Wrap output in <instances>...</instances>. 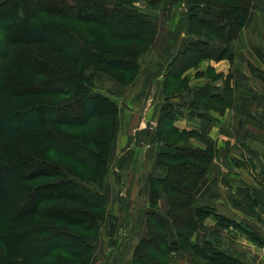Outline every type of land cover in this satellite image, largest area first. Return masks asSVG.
I'll return each instance as SVG.
<instances>
[{"label": "trees", "instance_id": "16d2710c", "mask_svg": "<svg viewBox=\"0 0 264 264\" xmlns=\"http://www.w3.org/2000/svg\"><path fill=\"white\" fill-rule=\"evenodd\" d=\"M163 1L152 0V3L155 2L152 4L154 10L160 9ZM177 2L180 0H170L165 5L173 6ZM185 5L190 10L188 23L203 32L194 33L201 38L196 37L197 40L190 42L183 52L176 55L169 52L171 59L164 75L167 81L169 73V80L175 85V91L168 98L179 101L175 104L165 103L161 110L155 152L157 165L165 171L160 177L148 178L147 238L138 242L130 264H166L173 259L175 252L185 250L190 245L196 249V253L203 254V264H242L220 251L210 240L202 244L193 240L195 232L203 227L208 217L217 225L231 219L218 214L212 207L201 205L194 195L199 181L215 157L213 145L194 131H178L174 122L179 103L187 105L188 96H192L188 102V114L197 117L203 118L210 112L223 115L231 106V73L224 78L222 94L217 95H213L216 87H212L210 93L207 87H203L186 94L188 88H182L179 84L177 86V83H182L181 78L185 80L182 75L187 70L196 68L202 60L210 57V42L221 39L227 47L236 38L245 25L251 0H187ZM20 11H23V16L19 15ZM68 11H73L76 15H70ZM35 14L54 16L57 21L65 23H82L92 26L98 32L93 37L94 40H85L67 52L62 36L58 35L60 25L56 22L32 23L30 18ZM0 20L4 23L2 27L6 45L2 68L7 65L0 74V225L7 231L5 238L16 241L8 243L4 238L6 243L4 248L0 247V264H88L93 254V243L97 239L98 223L104 214L101 206L106 200L100 193L101 190L91 192L89 189H82L79 182L84 180L81 176L63 172L55 165L57 162L46 154H42L43 161L36 162L38 167L31 168L32 170L25 158L21 156L16 161L15 157L27 150L26 138L29 136L36 137L34 143L37 151L46 153V148L42 149V145L45 141L52 142L48 134L50 132L56 134L60 144L70 147L63 150L64 153L83 163L86 161L77 157L73 151L76 149L87 155L96 176L85 181L101 183L107 163L102 152L108 153L115 133L113 104L104 106L103 115L106 116L110 110L112 115L108 116V121L101 119L91 135L84 129L79 132H71L69 129L85 126L95 115L96 105H100L97 96L92 94L94 83L85 69L89 65H100L108 70H130L141 51L136 50L132 43L129 47L109 46L105 35L100 32L122 42H135L146 35L152 27L151 23L148 16L131 7L127 1L121 0H0ZM108 24H112L113 29H109ZM188 34L194 35L190 29ZM231 56L228 48H225L220 58L227 57L230 61ZM23 57L34 60L42 68L26 67L23 76L17 72L20 67L19 59ZM179 66L181 69L177 68ZM173 67L175 71L172 74ZM216 76L224 77L222 74ZM53 82H59L62 88H50ZM166 89H170V86ZM73 93L76 94L73 96L76 99L73 105L63 104V99ZM46 94L54 98L58 96L59 99H47ZM79 106L82 107L79 124L60 119L61 112ZM145 135L149 136L150 133ZM182 135L185 137L181 138ZM174 136L177 137L169 141ZM190 138L204 141L206 148L188 145ZM89 144L97 150H89ZM248 163L249 166L252 165L251 161ZM52 179L55 181H50ZM42 180L49 182L42 184ZM58 183L70 185L83 199L79 200L74 195L41 198L40 193L45 187ZM180 184L184 186L181 193L184 195L176 198L175 195L179 193L176 187ZM161 195L167 201L165 216L161 215L159 209ZM47 200L50 208L43 210V203ZM69 210L86 215L89 223L67 220L65 213ZM181 211L185 212L186 218L181 215ZM110 228L114 231L113 223ZM61 248L66 249L68 254L52 257Z\"/></svg>", "mask_w": 264, "mask_h": 264}, {"label": "rangeland", "instance_id": "374dc122", "mask_svg": "<svg viewBox=\"0 0 264 264\" xmlns=\"http://www.w3.org/2000/svg\"><path fill=\"white\" fill-rule=\"evenodd\" d=\"M121 1H127L131 7L138 9L139 12L145 14L146 17L148 16V20L150 21L152 27L141 40L135 42H122L116 39V37H110L105 32H100L105 35L107 44L109 46L129 47L130 43H132V45L137 48L136 50H140L141 52L138 58L135 60L136 63L131 64L132 67L130 70H108L100 65H89L86 67L85 73H87V75L92 78L94 83L92 94L97 96L98 102L101 106L96 105L97 107L95 115L91 120L87 121L85 126H74L69 128L72 130L71 132H79L81 129H84L88 135H91L92 132L94 133L99 122H101V119L104 118V120L108 121V116L112 115V112H110L111 110L106 114V116L103 115L104 106L108 103L113 104L115 109L114 137L116 143L114 144V147H112L113 144L110 143V148L108 150L109 154H106L104 151L102 152V156H106L107 161L105 167L106 173L103 175L104 177L102 176L104 178L103 181L101 183L99 181L96 184L85 181V179H91L92 177L96 176L92 169V163L88 160V158H86L87 155L80 153L74 148L75 150L73 152L76 154V156L83 161H86V163H83L81 160L71 157L68 153H64L63 150H67L70 147H68L66 144H60L58 141L59 138L56 137V134L54 135L50 132L48 134L50 135L52 142L48 143L45 141L42 145V149L46 148V153L37 151L34 143V139L36 137L29 136V138H26L28 146L27 150L22 153H18L17 157H15L16 161L19 160L21 156L25 158L28 161L29 169L32 170L38 167L36 162L43 161L42 154H46L49 158L57 162L54 164L59 167V169L61 168L63 172L67 174L69 173L76 177L81 176L84 180L79 182V184L82 186V189H89L91 192L98 191V189L99 191L101 190L100 193L105 196L106 200L105 204L101 206V211L102 213L104 212V214H102L98 223L99 229L96 232L97 239L93 243V254L90 256L88 264H126L125 261L129 259L130 255L132 256L138 242L147 238L145 233L143 234L142 239L138 240L136 243H133V240L130 238H128L127 242L125 239L127 229H125L124 226L126 219L128 220L130 214L129 210L133 208V205H131V203L129 204L125 200L118 202H115L114 200L112 202L111 198L114 196V193L112 192L111 194L109 189L111 188V184L120 187L122 171L119 170L118 166H122L124 161V159H121L123 157L122 152L126 149H129L130 146H132L130 151H132L134 154V157H132L133 164L135 167H137V170L140 173L144 171L146 172L145 174L150 173L149 175L152 177L155 176V171H159V168L155 169L156 160L154 161V159H151V152L153 150V144H155V140L157 138V127L162 112L161 110L165 103L171 102L172 104H175L179 101V99L176 98H168L174 95L172 94V91H175V85L170 83L169 73H167V81L165 80V68L171 59L169 57V52L176 55L179 52H183L184 49L190 44V42L176 41L179 39V28L182 26L184 21L182 14L185 12L184 6H186L185 3L187 0H180V2L174 3L173 6H166L163 2L160 9L158 10H154L152 4L155 2L152 3V0ZM72 12L73 11H68L70 15H76L75 12ZM23 14V11L19 12L20 16H23ZM30 21L35 24H48L50 22H56L58 25H60V28H58V35L62 36L63 46L67 52L71 51L75 46L81 45L85 40H94L93 37L96 36L98 32V30L91 28L92 26L88 27L78 22L65 23L64 21H57V19H54V16L50 17L44 14H35L30 18ZM3 24L4 23L0 20V74L1 70L5 69L7 66L5 64L2 68V58L6 49L2 27ZM107 27L109 29H113L112 24H108ZM192 27L191 24L188 23V30L190 29L193 34L203 32L202 29L195 25ZM209 34H211V32H209ZM194 35L201 38V36L198 34ZM263 57L264 56L261 55L254 57V60L251 62L252 64H248V70L246 65V53L240 56V77L243 79L236 78L235 83L239 82L240 86L243 87L247 86L249 81H251V84L254 85V78H256V81L261 83H258V86L264 87V76L259 74L260 71L258 70L260 69L264 72ZM248 60L251 61L250 57ZM231 63L233 65V61ZM18 64L20 67H18L17 72L23 74V76H25L26 67L31 69L42 68L37 62L29 59L28 57L19 59ZM199 65H201V63H199ZM199 65L196 68L187 70L182 75L183 78L185 77V80L181 78L182 83H177V86L179 84V86L182 88H190V92L197 88L207 87V91L210 93L212 87L219 85V87H216L217 90L214 89L215 92L213 95H217L218 93L222 94L221 90L225 87L224 77L218 78L216 76L218 75L215 71L216 68L214 67L203 70L199 69ZM221 66L222 67H220V69L224 70L225 72L227 71L229 75L230 70H226V64ZM177 68L181 69L180 66ZM255 69L257 74L254 73ZM174 71L175 67L172 68V74ZM235 71L238 72V70ZM235 71L233 73L231 72L230 78H234ZM222 75L224 76V74ZM248 75L251 76L250 80L247 78ZM50 85V88H62L59 82H53ZM167 86H170V89H166ZM6 89H8V87ZM67 96L68 97L66 99H63V104L73 105V102L76 101V99L74 100L73 96H76V94L73 93L72 95ZM45 98L59 99L58 96L54 98L47 94L45 95ZM190 99H192V96H188L186 99L187 105L185 106H182L183 102L179 103V108L181 109L179 111L177 110V113L182 117H184V115H189L188 113L190 110L188 107V102H190ZM143 114L147 115L146 121H148V123L145 125L146 127H143V125L140 123ZM80 116H82V107H71L69 110L61 112L60 119L64 122H74V124L77 125L80 122ZM180 127V130L178 131L189 132V130L185 129L183 123L180 124ZM147 130H149V136L145 135ZM134 136L141 137L142 139L140 142L136 141L130 145L129 142H132ZM176 137L177 136H174V138L172 137L173 139L171 138L169 141H173ZM183 137H185V135L181 136V138ZM192 137L196 136L192 135ZM223 137L224 139L221 140L223 142V149L221 151H219L216 145L213 144L215 149V157L212 159L211 163L213 161L217 162L221 154L226 155L225 159H222L225 168V175L222 177L221 183L225 181L230 186H224V190L221 192V198L218 204L220 206V210H222L219 212H222L223 216L229 217L231 221H228L227 223L222 221L225 227L228 225L226 227L227 236L224 238L220 237L221 240L215 239V243L219 244L220 248L216 244L214 245L216 248L229 253L239 252L242 254L240 249H249L251 247L262 249L264 246V189L259 183L260 180L262 182V179L258 181L257 177L259 176L260 178H263L264 157L256 162L254 170H247L245 168L246 161L244 159L241 160L231 155L232 152L235 153L238 150V147L235 146L234 148L233 145L229 146L230 138L227 136ZM196 139L205 145L204 141L200 140L199 138ZM137 143H140V145L138 146ZM227 146H229V148H227ZM256 146L257 156H264V141L257 143ZM56 147L62 148V150H59ZM117 147L119 148L115 150ZM258 147L261 148L259 149ZM88 148L91 151L97 150V148H95L92 144H89ZM205 148L206 146L204 149ZM126 154L129 155L128 152ZM209 167L210 165L208 166V169ZM149 168H152V170L147 171ZM238 168L241 169L239 173L234 172V170H237ZM208 169L205 175L207 174ZM134 171H136V169H134ZM237 175L241 176L242 178L238 177ZM133 179L134 183L135 177ZM214 180L216 185L217 183L221 184L215 178ZM50 181L54 182L55 179ZM46 182L49 181H41L42 184ZM238 182L242 184L241 187L236 188V186L232 185L237 184ZM183 187L184 186L182 184L176 187L177 191L179 192L175 195L176 198H181L184 195L181 194L184 191ZM107 190H109V192ZM78 194L79 193L70 185L58 183L56 185L45 187L40 193V196L42 199H45L53 195H60L64 197L65 195H74L77 199L79 198V200H82L83 198L81 199L80 195ZM49 204L50 202L48 200L47 202H44L43 205L45 207H43V210L49 209ZM180 213H182L181 215L186 218L184 211H181ZM65 214L64 215L69 221L81 224L89 223L87 216L80 212L77 213L69 210ZM238 214H242L245 219L239 217ZM40 217L42 218V215H40ZM111 223L114 224V231H112L110 228ZM92 232L94 233L95 231ZM92 232H90V234H92ZM6 236V229L0 225V247L2 248L5 247L6 241L8 243L16 242L15 239L8 241V239L5 238ZM4 238L6 241H4ZM131 243L133 244L131 245ZM190 246L191 247L185 248V250H179L178 252H175V257L173 259L171 258V260H169L166 264H203V254L196 253V249L192 247V245ZM253 250L258 251L259 249ZM60 254L65 256L68 254V251L61 248L57 250L52 257L58 256ZM255 261L257 264H264V255H262L260 259L257 258Z\"/></svg>", "mask_w": 264, "mask_h": 264}, {"label": "crops", "instance_id": "0c3cea01", "mask_svg": "<svg viewBox=\"0 0 264 264\" xmlns=\"http://www.w3.org/2000/svg\"><path fill=\"white\" fill-rule=\"evenodd\" d=\"M163 2L164 4H166L170 2V0H164ZM185 8L186 6H184L185 12L182 14L184 21L182 26L179 28L180 35L178 37L179 39L176 40L177 42H193L197 40L195 35L188 34V15L190 14V10L189 8ZM225 48H228L229 53L232 55L230 61H228L227 57L220 58ZM209 50L210 57L200 62L201 65H199V69L205 70L207 68L214 67L216 68V74H224V78L228 75V72L221 70V65L226 64V70L229 69V73H233L235 70H238V72L235 71L234 78L230 80L232 88L231 106L225 110L223 115L210 112L203 118L197 117L193 114L188 116L184 115V117H182L177 113V119L174 122V126L178 130H180V124L183 123L185 129L200 134L212 145H216L219 151L223 149V142L221 141L222 139H224L223 136L229 137V146L233 145L234 148L235 146H237V151H239H236L235 153L232 152L231 155L241 160L244 159L246 161L245 168L252 171L256 166V162L264 157L257 156L256 149L257 143H261L264 141V87L258 86L261 83L259 81H256V78H254V85L251 84V81H249V84L243 87L240 86L239 82L235 83V79H243L240 77V56L246 53V65L248 70V64H252L251 62L254 60V57H256L257 55L264 56V0H251V7L245 25L239 31L236 38L230 41L227 47L221 39H216L215 41L210 42ZM249 57L251 61L248 60ZM232 61L233 65L231 63ZM258 70L260 71L259 74H262L264 76L263 70ZM255 71L256 69L254 70V73L257 74ZM250 77L251 76L248 75L247 78L250 80ZM216 87H219V85H216ZM185 93L190 94V88H188ZM180 109L181 108H179L178 111ZM146 116V114H143L140 122L143 127H146L145 125L148 123V121H146ZM148 132L149 130L146 131V134H148ZM136 138L137 136H134L132 142H129L130 145L136 142L137 139L138 141L142 139L141 137L137 139ZM115 143L116 140L114 137L112 147H114ZM156 144L157 139L155 140V144H153L151 159H154V161L156 160L155 169L159 168V171H155V176L153 177H160L164 173L165 169L157 165L158 158L157 153L155 152ZM187 144L200 149H204L205 147V145L199 142L196 138L189 139L187 141ZM139 145L140 143L138 144V146ZM229 146H227V148H229ZM131 147L132 146L122 152L123 157L121 159H124V161L122 163V166H118L119 170L122 171L120 187L111 184V188L109 190L111 191V194L112 192L114 193V196H112V198L110 197L112 202L114 200L115 202L125 200L129 204L131 203V205H133V208L129 210L130 214L128 220L126 219L124 227L125 229H127V235L125 234V239L127 240V242L128 238H130L131 240H133V243H136L138 240L142 239L143 234L146 233V212L148 211L149 195L148 178L150 177V173L145 174L146 172L144 171L140 173L137 170V167L134 166L132 159V157H134V154L132 151H130ZM118 148L119 147L115 148V150ZM127 152L129 153V155L126 154ZM225 157V154H221L217 162L213 161L210 164L207 174L201 179L194 192L195 197L198 199L201 205L212 207L217 211L218 214L221 215H223V213L219 212L222 210H220V206L218 204V202H220L221 192L224 190V186H230L225 181L221 183L222 177L225 175L224 163L222 161V159H225ZM249 161H251L252 164L250 166L248 163ZM240 168L234 170V172L239 173V171L241 170ZM134 169H136V171H134ZM149 170H152V168L147 169V171ZM134 177L135 181L133 183ZM238 177L242 178L241 176ZM262 177L263 178H260L258 176L257 180L259 181L260 179H262V182L260 180L259 183L263 186L264 189V173ZM214 178L221 184L217 183L216 185ZM232 185L236 186V188L242 186V184H240L239 182ZM109 190L107 191L109 192ZM159 209L161 215L165 216L167 213V201L163 195H161L159 200ZM238 215L242 219H245L242 214ZM226 229L227 228L224 226V223L217 225V223H215V221L211 219V217H208L204 222L203 227H200L195 232L193 240L199 244H202L204 241H206V239H208L212 241V243L216 244L215 239L221 240L220 237L224 238L227 236ZM133 243H131V245ZM216 245L218 247L220 246L219 244ZM253 249L259 250L255 251ZM219 250L229 255L230 257L239 260L242 264H257L255 260L257 258L260 259L261 256L264 255V246L262 247V249L256 247H251L249 249H240V252H242V254L239 252L229 253L221 249ZM130 259L131 255L129 259L125 261L126 264H130Z\"/></svg>", "mask_w": 264, "mask_h": 264}, {"label": "water", "instance_id": "95a60500", "mask_svg": "<svg viewBox=\"0 0 264 264\" xmlns=\"http://www.w3.org/2000/svg\"><path fill=\"white\" fill-rule=\"evenodd\" d=\"M149 133V132H148ZM141 141V140H140Z\"/></svg>", "mask_w": 264, "mask_h": 264}]
</instances>
